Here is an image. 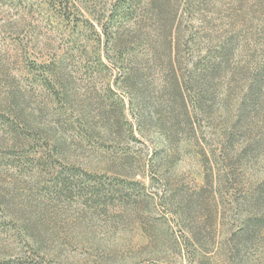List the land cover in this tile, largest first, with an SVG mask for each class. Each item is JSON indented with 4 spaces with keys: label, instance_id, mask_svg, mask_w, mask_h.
<instances>
[{
    "label": "rangeland",
    "instance_id": "obj_1",
    "mask_svg": "<svg viewBox=\"0 0 264 264\" xmlns=\"http://www.w3.org/2000/svg\"><path fill=\"white\" fill-rule=\"evenodd\" d=\"M117 1L0 0V263L264 264V219L237 234L264 218V0H141L122 28L163 58L139 96L107 53Z\"/></svg>",
    "mask_w": 264,
    "mask_h": 264
},
{
    "label": "trees",
    "instance_id": "obj_2",
    "mask_svg": "<svg viewBox=\"0 0 264 264\" xmlns=\"http://www.w3.org/2000/svg\"><path fill=\"white\" fill-rule=\"evenodd\" d=\"M140 2L141 0H124L123 2L118 0L117 2L112 4L109 9L111 19H109L108 23L102 26L107 45H110V47H107V53L112 52L113 55L115 54L117 56H113L115 60L117 58L116 64L119 63V61L124 62V60H127V66L119 68L122 69L121 76H123V81L126 83L127 87L132 90V95L134 96H139L140 94H149L150 92V87H148L147 85L145 87L146 71L148 70L147 60L154 64V66L150 70H155L156 68H158L157 64L162 62L161 58H163L162 54H160L157 44L152 40L149 41L151 44V49H148V53H145L142 56L141 52L138 51V46L143 44L142 37L140 35H136V33L134 35L131 31L122 28L125 27L122 22L127 21L128 19L133 17L134 14H136L137 6ZM155 2L157 4L156 0ZM61 3L63 4V2ZM66 5L68 6V3H66ZM154 10H157V12L155 13L157 19L159 18L160 20L164 21L163 25L160 24L157 27L158 32H160L161 35H164V40L162 41V45L164 46V53L166 56L175 61L176 59H178L180 53L179 47H181L180 32L176 34V39H174L173 37L175 31H177V25L175 23L177 12L175 11V13H173V15L170 17L169 23H166L165 20L167 18V15L165 16L164 11L159 6H155ZM64 61L65 58H61L58 61H54L52 64H47L46 67L48 68L47 70L49 74L52 75V82H56L55 84L58 85L60 84V86L58 87L59 91H61L63 95H66L69 92L70 84L65 80L63 81V77L65 75ZM174 68L175 67L173 65L171 69ZM201 76L205 75L201 74ZM168 93L170 94V100L174 101L177 99L176 91H169ZM168 131L170 130L168 129ZM59 184L60 183L56 184L58 190L64 191L70 189V184L66 182V178L62 179L61 186ZM90 196L91 200H97L99 198V195H95L94 193L90 194ZM263 219L264 218L261 217H251L246 225L240 227V231L237 232V234L245 235L248 233L249 228L253 226H256L257 228L260 227V225L263 224ZM24 229L27 230V234L31 236L35 235L31 227L26 225L23 226V230ZM0 264L35 263H31L22 259Z\"/></svg>",
    "mask_w": 264,
    "mask_h": 264
}]
</instances>
